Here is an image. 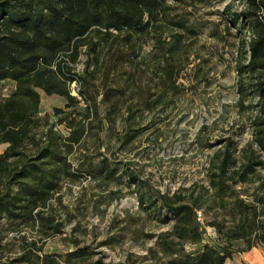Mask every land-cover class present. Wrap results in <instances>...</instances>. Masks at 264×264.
<instances>
[{"label": "trees", "instance_id": "1", "mask_svg": "<svg viewBox=\"0 0 264 264\" xmlns=\"http://www.w3.org/2000/svg\"><path fill=\"white\" fill-rule=\"evenodd\" d=\"M170 1L187 2L0 0V81L15 83V90L0 100V146L6 145L0 153V224L6 220L37 227L46 236L62 232V224L47 211L51 199L61 191L62 181L83 175L81 169L73 171L69 155L81 143L86 127L72 119L67 125L70 133L64 136L49 125L44 138L38 137L37 129L42 93L64 97L68 107H76L79 96L96 102L95 95L86 97L80 89L84 77L76 68L83 55L85 68H92L90 74L104 78L122 65L138 68L141 40H155L157 99L151 101L146 90L139 92L141 85L129 75L125 88L99 93L109 104L110 115L120 111L119 103L127 90L134 94L131 98L139 95L143 108L149 110L154 103L167 102L164 97L169 93H180L178 81L186 51L182 31H195L184 20L168 18ZM238 1L246 7L239 10L231 4L226 11L240 38L236 50L237 107L251 114L252 135L237 155L235 147L217 155L206 185L162 193L150 190L139 175L129 174L138 188L141 207L158 222L170 224L157 235H146L156 237L144 257L151 259V264H227L240 253L264 248V177H260L264 170V0ZM171 29L182 33H171L173 41L168 44L163 34ZM76 83L77 95L71 86ZM131 110L132 104L127 113ZM135 137L126 134L124 142ZM42 141L47 142L38 153H27L29 145L39 146ZM92 170L111 180L119 168L103 158ZM73 243L71 251L44 253L43 245L27 242L9 264H127L95 258L88 246H81L79 240Z\"/></svg>", "mask_w": 264, "mask_h": 264}, {"label": "rangeland", "instance_id": "2", "mask_svg": "<svg viewBox=\"0 0 264 264\" xmlns=\"http://www.w3.org/2000/svg\"><path fill=\"white\" fill-rule=\"evenodd\" d=\"M231 4L239 10L246 7L238 0L170 1L168 18L184 20L195 33L182 31L186 51L178 81L181 91L169 93L163 104L154 103L152 109H144L139 95L131 98L134 94L127 90L119 103L120 111L110 115L109 104L99 94L125 88L131 75L142 87L139 92L146 90L151 101L157 99L160 91L153 60L155 40L151 38L141 40L138 55L142 62L138 68L122 65L104 78L90 74L92 68H85L86 56L81 57L76 68L84 77L80 89L86 97L95 95L96 102L79 96L80 103L68 107L64 97L42 93L38 137L44 138L49 125L67 136L72 119L85 124V136L69 155L73 171L81 169L83 175L77 180L62 181L61 191L50 201L47 214L62 224L61 233L46 236L37 227L1 220L0 264H9L18 257L27 242L43 245L44 253H65L75 248V240L88 246L95 258L114 263H152L144 257L155 245L156 237L146 235H157L169 229L170 224L158 222L141 207L138 188L129 174L139 175L150 190L162 193L206 185L217 155L229 147H235L237 155L252 135L251 114L237 107L236 50L240 38L226 11ZM174 29L163 34L168 44L173 41L171 33H182ZM71 86L77 95L79 84ZM14 90L12 80L0 81V100ZM131 104L132 112L128 114ZM126 134L136 137L125 143ZM46 142L29 145L27 153L35 155ZM5 148V144L1 145L0 153ZM103 158L111 167L119 168L114 179L105 180L92 170ZM260 177H264V170ZM208 231L214 234L212 228ZM227 264H264V248L258 246L240 253Z\"/></svg>", "mask_w": 264, "mask_h": 264}]
</instances>
